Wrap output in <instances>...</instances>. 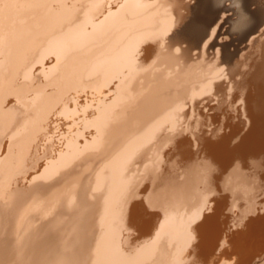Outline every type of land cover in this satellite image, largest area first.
I'll use <instances>...</instances> for the list:
<instances>
[{
	"label": "bare ground",
	"instance_id": "6f19581e",
	"mask_svg": "<svg viewBox=\"0 0 264 264\" xmlns=\"http://www.w3.org/2000/svg\"><path fill=\"white\" fill-rule=\"evenodd\" d=\"M231 2L0 0V264H199L221 217L264 264V7Z\"/></svg>",
	"mask_w": 264,
	"mask_h": 264
},
{
	"label": "rangeland",
	"instance_id": "374dc122",
	"mask_svg": "<svg viewBox=\"0 0 264 264\" xmlns=\"http://www.w3.org/2000/svg\"><path fill=\"white\" fill-rule=\"evenodd\" d=\"M232 0H225V4H231L232 2H231ZM171 2H172V0H171ZM259 2V3H258ZM260 2L263 4H260ZM188 3H190V4H193L192 2H188ZM259 4L258 6H261V7H264V1L263 0H258V1H256L255 0V3L254 4H252V6L253 7H255L256 6V4ZM174 8V7H173ZM177 7L175 6V8H174V10H173V13L177 16ZM241 52H243V51H241ZM196 118V119H195ZM195 118H193L192 120H194V121H192L191 120V127L194 129L196 126V130L197 131H199V128L201 129V125H202V128H204V129H206L205 131H209L208 129H210V126H211V120L209 119H202L201 121L203 122L204 120V124L202 123V122H199L198 121V118H197V116L195 117ZM195 120H197L198 122H199V124H198V122H195ZM208 120V121H207ZM207 121V122H206ZM194 123V124H193ZM197 123V124H196ZM196 124V125H195ZM207 124V125H206ZM195 125V126H194ZM206 127V128H205ZM210 137H211V135H209ZM243 201L241 200H239L238 201V205H239V210L238 209H236L235 210V213H238V215L240 214V209H241V207L243 206ZM211 214V213H210ZM232 216V215H231ZM223 219V220H222ZM222 220V221H221ZM232 221V217H230V218H226L225 220H224V217H221L220 218V221H219V229H220V234H219V236L216 238V239H214L213 241V247L211 248V253L209 254V255H204V258H203V256L201 257V259H200V262H199V264H221V263H223V264H228V262L230 263V261H232V257H233V255H231V254H229L228 253V251L230 250V248H231V246H233V243L235 242V240H237L239 237H240V235H241V233H243V232H246L248 229H249V222L247 223V222H245V223H243V224H240V223H237L235 226L233 225V221ZM202 223V222H201ZM200 223V224H201ZM225 224V225H224ZM232 225V226H231ZM240 225H243V227H240ZM248 225V226H247ZM224 226V227H223ZM227 226H229V227H227ZM234 226V227H233ZM237 226H239V227H237ZM245 226V227H244ZM222 227V228H221ZM241 228V229H240ZM227 229H230V233L228 232V237H227V240H228V245H226L221 251H219V253H218V251H217V246L219 245V242H220V238L222 237V232L224 231V230H227ZM244 229V230H243ZM222 230V231H221ZM242 231V232H241ZM196 240L194 241V246L195 247H198L200 244H201V240H203V237H202V233L200 232V230L199 229H196ZM200 236H199V235ZM236 234V235H235ZM231 235V236H230ZM197 237H198V239L199 240H197ZM232 238V239H231ZM196 242V243H195ZM218 242V243H217ZM198 244V245H197ZM197 245V246H196ZM228 246H229V249H228ZM216 248V249H215ZM192 252H193V249L191 250ZM217 251V252H216ZM223 252V253H222ZM222 253V254H221ZM214 257H216V258H214ZM183 260H185L186 258L183 256ZM214 258V259H213ZM210 259V260H209ZM182 260V261H183ZM205 260V261H204ZM215 260H217V261H215ZM187 261H188V259H187ZM187 261L184 263V264H186L187 263ZM204 261V262H203ZM228 261V262H227ZM238 261V259L236 260V262ZM189 262V261H188ZM183 263V262H182ZM241 264V263H240Z\"/></svg>",
	"mask_w": 264,
	"mask_h": 264
}]
</instances>
